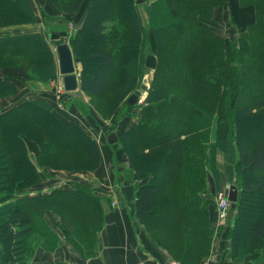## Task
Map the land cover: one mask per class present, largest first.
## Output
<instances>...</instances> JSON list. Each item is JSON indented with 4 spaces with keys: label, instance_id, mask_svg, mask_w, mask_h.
<instances>
[{
    "label": "trees",
    "instance_id": "obj_1",
    "mask_svg": "<svg viewBox=\"0 0 264 264\" xmlns=\"http://www.w3.org/2000/svg\"><path fill=\"white\" fill-rule=\"evenodd\" d=\"M49 1L60 13L74 15L86 0ZM138 1L89 0L81 28L69 38L74 56L93 65L91 74L83 67L80 76V91L101 102L91 112L112 121L131 177L145 182L136 191L137 216L172 259L199 264L214 239L217 214L207 179L218 177L221 152L228 182L239 175L237 215L223 238L234 262H259L264 257V0H158L169 17L157 22L153 6L149 27ZM220 9H227L236 36L214 28ZM35 21L30 0H0V27ZM149 55L156 56L157 68L147 97L131 106L127 99L141 87ZM6 67L44 84L57 71L54 52L40 33L0 38V68ZM16 93L12 83L0 81L2 97ZM124 108L128 111L120 116ZM136 108L138 124L119 129ZM102 129L110 134L107 125ZM28 142L40 151L36 161ZM100 165L96 141L78 124L59 118L48 101H25L0 114V264H28L35 241L56 244L48 214L68 244L91 255L104 224L95 189L74 184L44 196L18 194L40 182L39 168L84 172Z\"/></svg>",
    "mask_w": 264,
    "mask_h": 264
},
{
    "label": "crops",
    "instance_id": "obj_2",
    "mask_svg": "<svg viewBox=\"0 0 264 264\" xmlns=\"http://www.w3.org/2000/svg\"><path fill=\"white\" fill-rule=\"evenodd\" d=\"M30 1L36 21L34 23L0 27V38L40 33L46 38L54 52L57 66L56 76L52 81L44 84L34 80H26L27 73L24 70L8 67L0 68V81L12 83L17 89L15 95L8 97L0 95V114L25 101H48L53 107V112L59 118L68 123L78 124L96 141L101 152V165L95 171L84 172L39 168L40 182L32 188L20 192L18 198L49 195L52 191L70 190L74 184H81L95 189V193L101 198L104 224L92 244V254L82 256L66 242L62 232L57 228L58 224L52 226L50 215H46L47 224L58 240L53 247L35 241L28 264H181L172 259L166 250L150 238L146 227L137 216L135 209L136 191L137 187L145 182H138L131 177L128 158L120 149L119 138L114 143H110V135H105L102 129V126L107 122L104 121L101 124L91 110L89 113H85L78 104L73 102V99L78 96H84V93L80 90L75 92L64 91L62 96L68 95L71 96L68 98L72 99H68L67 102L60 101L57 94L58 87H61V85L63 87V77L59 73L55 44L50 36L65 32L63 29L66 28L70 33L80 29L89 0H86L81 10L74 15L60 13L49 0ZM148 1L151 5L158 0ZM216 12L217 19L222 18L224 15L229 23L227 9H220ZM77 92H80L79 95H77ZM146 97L144 95L142 98L146 99ZM88 100V98L84 99L85 102H88ZM143 103L141 101L139 105ZM133 114V116L124 117L118 128L129 130L135 127L140 118V110L136 108ZM213 134L215 135V129ZM28 150L30 156L36 161L40 155L38 147L28 142ZM217 161L218 177L215 178L210 175L207 179L210 194L226 189L229 185L225 174L223 153H218ZM56 218L53 217V221L56 222ZM56 223H59V220ZM229 254V241L223 238V232L216 230L211 251L199 264H264V257L259 262H234Z\"/></svg>",
    "mask_w": 264,
    "mask_h": 264
},
{
    "label": "rangeland",
    "instance_id": "obj_3",
    "mask_svg": "<svg viewBox=\"0 0 264 264\" xmlns=\"http://www.w3.org/2000/svg\"><path fill=\"white\" fill-rule=\"evenodd\" d=\"M140 1V0H139ZM139 1H138V7H139V11H140V13H141V15L143 16V18H144V20H145V25L146 26H148L149 27V12L152 10L151 8L153 7L154 8V19L157 21V22H159V21H164V20H166V19H168V17H169V15H168V10L166 9V5L165 6H163V5H158V4H156L157 2H154V3H152L151 5H149V1L148 0H142V2L141 3H139ZM218 24L219 25H217V27H215L214 26V28L219 32H221L222 34H225V35H232V36H236L237 35V31H235V30H233V28L231 27V25L228 23V21H227V19H226V17L223 15V17L222 18H219L218 19ZM148 32H150V30L148 31ZM69 38H70V34H69ZM90 49H92L93 50V47H90ZM147 58V57H146ZM146 60V59H145ZM91 62H90V60L88 59V58H86L85 57V62H83V63H79L78 64V66H76V68H77V74H78V78H79V80H80V76H81V72L83 71V67L84 68H86L87 67V69H89V74H91V72L93 71V65H92V63L90 64ZM147 71H146V74H145V76H144V78H143V80H142V85H141V87L144 85V84H146L147 85V87L149 88L150 87V83H151V80H152V78H153V71H151V70H148V69H146ZM91 71V72H90ZM62 86V85H61ZM141 87L138 89V90H140L141 89ZM60 89V86L58 87V90ZM78 94L77 95H79V93L80 92H77ZM57 94H58V91H57ZM64 95V94H63ZM70 95V94H69ZM72 95H74V94H72ZM145 95V97L147 96V94H144ZM59 96V95H58ZM60 97V101H66L67 102V100L68 99H70V100H72L71 98H68V97H71V96H68V95H66L65 97L64 96H59ZM85 98H88L89 100H88V102H85L84 101V99ZM142 102H144L145 101V98H142V100H141ZM73 102L75 103V104H78V106L79 107H81L82 109H83V111L84 112H86V113H89L90 112V110L91 109H93V107L95 106V108H96V106L97 107H101L100 106V104H101V102L100 101H98L97 99H91L90 97H88L87 95H85L84 94V96H78L77 98H75V99H73ZM128 110L126 109V108H124L122 111H121V113H120V116H122L123 115V113H126ZM132 114H133V112H132ZM131 114V115H132ZM96 115V117H97V119H98V121H100L101 122V124L102 123H104V121H106L107 122V124H105V125H107V127L109 128V130H107V131H110V134H112V133H116V131H114V129H115V126H114V124H112V121L111 120H103V119H101V117H100V115L101 114H95ZM134 115V114H133ZM132 115V116H133ZM106 118V117H105ZM117 119H119V118H117ZM122 119V118H121ZM121 119H119V121L121 120ZM103 120V121H102ZM110 134H108V135H110ZM117 134V133H116ZM251 136L253 137V136H255V134H254V132H253V134H251ZM118 142H119V140H118ZM238 174H237V176L233 179V182L230 184L229 183V185H228V187H226V189L227 188H229L230 186H235V184H237L238 183V181H239V179H238ZM225 189H223V190H221V191H216L215 192V194H213V193H209V196L211 197L210 198V200H211V206H212V211L214 212V213H216L217 214V210H218V195L222 192V191H224ZM252 200L254 201V199L252 198ZM255 205H256V203H255V201L253 202ZM237 215V209L233 206V204H231V206H230V209H229V220H228V225H226V226H223V227H215V229H214V231L216 232V230H218V231H220L221 233L223 232H225V230H227L228 228H230V227H232L233 226V224H234V219H235V216ZM57 219V218H56ZM57 221H58V219H57ZM56 221V222H57ZM52 226H53V224H52ZM215 232H214V235H215ZM213 243V242H212ZM230 255V254H229Z\"/></svg>",
    "mask_w": 264,
    "mask_h": 264
},
{
    "label": "water",
    "instance_id": "obj_4",
    "mask_svg": "<svg viewBox=\"0 0 264 264\" xmlns=\"http://www.w3.org/2000/svg\"><path fill=\"white\" fill-rule=\"evenodd\" d=\"M142 0L139 1L141 3ZM50 39L55 44V49L58 58V69L60 75L63 77V87L66 92H75L80 90V80L77 74L76 66L80 63V60L74 56L73 51L69 45L68 32L55 33L50 36ZM145 67L148 70L155 71L157 68V58L154 55L147 56L145 60ZM148 87L144 84L140 90L135 91L128 99L127 103L131 106H136L141 102V98L144 94H147ZM118 140L116 133H112L109 136L110 143H114ZM228 199L231 203L236 204L238 202L239 192L235 186H230L226 190Z\"/></svg>",
    "mask_w": 264,
    "mask_h": 264
},
{
    "label": "built area",
    "instance_id": "obj_5",
    "mask_svg": "<svg viewBox=\"0 0 264 264\" xmlns=\"http://www.w3.org/2000/svg\"><path fill=\"white\" fill-rule=\"evenodd\" d=\"M64 93V89L61 86L58 90V95L61 96ZM231 202L228 199V195L226 194V190L222 191L218 195V210H217V221H216V227H223L228 225L229 220V209L231 206ZM144 264V263H140ZM177 264V263H175Z\"/></svg>",
    "mask_w": 264,
    "mask_h": 264
}]
</instances>
